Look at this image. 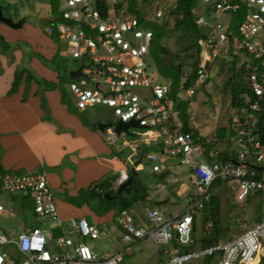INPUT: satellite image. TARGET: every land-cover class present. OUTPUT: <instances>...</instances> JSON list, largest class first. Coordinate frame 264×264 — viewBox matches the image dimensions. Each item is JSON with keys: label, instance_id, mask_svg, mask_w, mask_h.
<instances>
[{"label": "built area", "instance_id": "2783aa9c", "mask_svg": "<svg viewBox=\"0 0 264 264\" xmlns=\"http://www.w3.org/2000/svg\"><path fill=\"white\" fill-rule=\"evenodd\" d=\"M224 1L199 0V6L192 10L194 23L201 31L195 38L198 67L193 86L184 91L191 100L196 88L208 79L211 62L218 57L230 53L245 55L242 65L248 92L243 95L244 107L232 110L228 126L231 135L221 138V143L227 146L224 150L233 158L219 163L206 160L200 143L182 131L181 120L169 99V85L156 84L151 78L146 59L150 56L152 29L139 24L135 18L116 15L117 0H105L107 15L98 10L96 0H58L61 19L57 26L61 42L58 51L68 55L63 58V72L67 74L70 70L67 61L74 60L79 61L77 68L81 67V77L93 73L87 85L79 84L77 78L68 82L69 92L75 99L74 107L80 112L96 109L98 120L109 125L103 132L111 141L116 139L112 123L134 120L145 130L160 132L164 137L162 148L166 151L163 157L160 159L155 153L145 156L152 172L164 171L166 159L188 168L195 200L182 213L170 216L151 209L146 215L150 223L148 230L122 211L117 225L123 246L110 248L99 256L89 243L107 238L109 232L90 224L84 217L69 221L74 235L66 233L55 239L33 226L24 230L17 241H11L0 228V264H121L124 256L131 253V245L143 238L150 239L157 250L168 246L174 233L178 234V245L191 243L192 218L198 211L207 209L212 191H217L219 186L235 183L236 200L241 202L253 192H264V122L258 123L264 107V0H233L236 4L232 9L239 16L242 13L241 21L234 28L235 36L229 22L219 21L223 14L236 17L227 12ZM155 16H162L161 8ZM126 180L127 174L121 173L114 179L113 189ZM0 190L24 192L35 216L40 220L48 218L61 227L62 219L44 172H5L0 175ZM3 210L0 201V212ZM12 249L16 251L14 257ZM263 257L264 218L236 238L204 249L180 252L178 247H173L168 251L166 264H203L205 258H210L209 264H261Z\"/></svg>", "mask_w": 264, "mask_h": 264}, {"label": "crops", "instance_id": "0c3cea01", "mask_svg": "<svg viewBox=\"0 0 264 264\" xmlns=\"http://www.w3.org/2000/svg\"><path fill=\"white\" fill-rule=\"evenodd\" d=\"M44 2L46 10L42 11L41 16L37 15L35 23L24 19L28 11L18 14L19 20L16 21L8 15L9 12L3 14L4 11L0 9V170L14 173L44 172L62 225L57 227L51 223L53 227L50 233L39 225L38 227L55 239L66 233L74 235L69 226L71 219H91L90 223L109 232L107 238L99 240L104 244L103 251L98 249V253L95 252L99 256L110 248L120 249L123 246L117 225L120 212H117L116 205L103 202L114 201L118 195V187L113 189L114 179L121 173L129 176L130 169L134 166L140 186L144 189L142 193L139 191L141 197H134L132 192L126 193L129 186L121 193H124L126 199H131L125 211L138 226L148 230L150 223L146 215L151 209L156 208L162 213L160 207H165L166 211L171 208L170 212H167V216H170L182 213L188 204L194 202L193 188L182 181L186 176L191 182L190 171L176 161L166 159V167L160 174H145L144 168L140 169L138 166L143 161L139 155L147 151L155 154L163 152L160 132L142 129L146 139L127 141L124 136L116 134V139L111 141L97 127L102 122L98 120L96 109L80 112L74 107L75 101L70 102L68 95V84L61 82L54 59L59 44L57 46V42L54 43L49 37L51 0ZM21 65L30 73V79L25 81L24 73L19 86L10 92L14 71ZM63 71H59L62 76L65 75ZM180 93L177 94V99L182 102ZM169 99L176 114L177 111H184L181 102L175 106V102L170 97ZM187 99L190 100L188 97ZM197 115L194 113L187 125L195 130L198 137L208 142L213 138L222 137L221 132L227 136V122L220 125L218 122L216 124L198 118ZM218 130L219 135L215 136ZM177 166L184 170H179ZM178 171L179 174H176ZM93 185H98L99 193L107 192L114 198L98 200L90 197L86 191ZM21 195L16 199L18 207L25 206L26 197ZM177 204L179 209L175 207ZM243 213L242 210L241 216L244 220ZM231 220L240 224L235 217ZM24 225L22 230L31 228L26 226L25 221ZM1 230L3 232V229ZM224 233L222 232L221 236L225 238ZM174 242L176 239H173L172 244L170 242L169 248L157 250L148 238L135 241L131 253L125 255L121 264H124L127 258L129 260L126 264H166L168 251L176 247ZM97 243L93 241L91 245L98 246ZM11 254L14 257L16 251L12 249Z\"/></svg>", "mask_w": 264, "mask_h": 264}, {"label": "rangeland", "instance_id": "374dc122", "mask_svg": "<svg viewBox=\"0 0 264 264\" xmlns=\"http://www.w3.org/2000/svg\"><path fill=\"white\" fill-rule=\"evenodd\" d=\"M164 3V0H159V5ZM45 2L44 0L40 2V0H0V5L2 6L0 9L1 11L9 12L8 15L12 16L13 19L17 21L19 15L18 14H26L27 16L24 17L25 20L34 22L37 21V15L41 16L42 11H45L46 8L44 7ZM163 5V4H162ZM50 15L55 16L53 19V26L55 27L58 23V19H56V15H58L59 11V3L58 0H51L50 2ZM244 10V7H242V11ZM6 15V14H5ZM113 13L110 14L112 16ZM6 18V16H4ZM19 20V19H18ZM232 21L234 23L238 22V19H233L231 15L223 14L220 16L219 21L226 23L229 21ZM210 22H212L211 19H209ZM152 28L155 30V32H163V38L160 40H152L151 47L154 48L156 45L160 48H164L168 51V55L161 56V60L163 64L167 67H172L176 64H182L184 71H187L188 75L192 72V70L195 69V57H196V49L192 46L191 40L192 35L185 33L183 29H175V20L173 18L170 19L169 24L166 28L163 27V23L158 20H152ZM35 23V22H34ZM152 30V31H153ZM61 43V42H59ZM68 56L67 54L61 53L59 51L56 52V55L54 57L56 62V67L60 71L64 68V62L63 58ZM230 58L227 59L226 62L221 63L219 60V63L214 64L212 61L207 73L209 76V79L204 82V84H201L198 88L195 90V94L192 97L191 100H188L187 97L184 95V92L180 93L182 100V105L184 107V111L189 116L188 121H191V118L193 114H198V118H204L209 121H212L217 124V122L221 125L222 122H227V129L229 126V122L231 121V118L233 116L232 110L230 109V94L231 89L233 87V84L235 80L232 82L229 81L230 76L232 74L233 68L230 66ZM246 61V57L244 55H240V60L237 64L234 66L236 67L235 70L237 71L240 66H242L243 62ZM79 62V61H78ZM78 62L77 61H71L68 60L67 63L70 67L69 71H73L78 69ZM147 65H148V71L150 73L151 78L156 84H163L165 83L159 76L157 72V66L152 59L151 56H149L146 59ZM218 62V60H217ZM221 63V64H220ZM58 71V75L60 76V79H62V83L65 84V82L70 81L68 77H63L62 74L60 75ZM93 69H91V72ZM62 73V72H61ZM67 76V74H66ZM93 79V73L91 75H86V78L79 77L76 79L79 84L87 85L89 80ZM239 79V78H237ZM244 84V83H243ZM65 87V85L63 86ZM68 88V86H66ZM69 90V89H68ZM70 93V92H69ZM70 97V102L75 101L74 97L70 94H68ZM115 125V123H112ZM226 126V125H225ZM229 130V129H228ZM219 131L216 132L215 136L219 135ZM225 131V130H224ZM192 132H194L192 130ZM226 132V131H225ZM130 134L128 133H120V135L124 136L127 141L128 140H138V139H146V135L144 134L145 131L139 130V129H130ZM224 136V132H221ZM147 134V133H146ZM227 136L231 135V132H226ZM218 138V137H217ZM213 138L209 140L210 142H216L218 139ZM164 137L162 136V141ZM161 140V139H160ZM159 140V141H160ZM121 141H123L121 139ZM215 147V145L212 147V149ZM220 150L223 151V145H221ZM1 152V147H0ZM166 151L165 149L163 152L158 153V157L161 159L163 157L162 154H164ZM149 154V151L144 152L140 154L139 156L143 158V161L141 164H138L140 169L144 168L145 174H152V165L150 163L147 164V160L145 156ZM206 160H208L206 157H204ZM168 166V165H167ZM166 167V165H165ZM177 168L180 170H184L183 168H180L177 166ZM173 171V170H172ZM174 172V171H173ZM176 174H179V171L176 172ZM186 173L184 172L183 176H185ZM138 178V177H137ZM184 177L182 180L184 183H187V185L191 188H193L191 182ZM236 186L235 183H227L226 185L219 186L217 191L213 190L212 193L218 198V200L215 201V204L218 205L220 208V216L222 218H225V220L229 221L235 217L238 223L236 224V227L233 226L236 231H244L248 228V223L246 222V216H247V207L242 204L241 201L236 200V194L235 191ZM235 191V192H234ZM24 193V192H22ZM22 193H7L5 191L0 190V201L3 204L4 210L0 212V227L3 229V234L8 239H14L17 240L19 235L24 231L23 226L24 221L26 222L27 227H33V226H40L42 229H44L46 232H52L51 229L53 227V224L49 221L48 218H43L42 220L39 219L38 216H35L32 212V206L31 201L28 199L27 196H25V206H17L16 205V199H18L19 195ZM22 196V195H21ZM177 209H179L178 204ZM248 207L253 209V206H250L248 204ZM160 209L164 216H167L170 212L171 208H169L167 211L165 207H160ZM236 208V209H235ZM241 208V209H239ZM264 207H262L263 209ZM234 209V211H233ZM242 210L244 211V220L242 215ZM264 213V210H263ZM234 216L233 215H236ZM91 219H88V222L90 223ZM233 221V220H232ZM244 221V222H243ZM229 223V222H228ZM92 224V223H90ZM65 229H68L67 227H64ZM22 230V231H21ZM242 233V232H241ZM98 242V246L96 244H92L91 247L94 250V252L98 253V249L103 251L104 244L102 241H94V243ZM91 244V243H90ZM170 246V245H169ZM165 248H169L168 246H164ZM132 249V245H131ZM0 253L2 251L0 250ZM125 257V256H124ZM129 258H127L126 264L128 262ZM18 264V263H17ZM261 264H264V257L261 259Z\"/></svg>", "mask_w": 264, "mask_h": 264}, {"label": "trees", "instance_id": "16d2710c", "mask_svg": "<svg viewBox=\"0 0 264 264\" xmlns=\"http://www.w3.org/2000/svg\"><path fill=\"white\" fill-rule=\"evenodd\" d=\"M159 0H117L115 5L116 15L121 17H130L135 18L139 24L148 26L152 30V20H158L163 23V27L166 28L169 24L171 18L175 20V29H183L185 33L192 35V46L195 47V38L201 35V31L196 27L194 21V14L192 12L193 9L199 6V0H164V3L161 6L158 3ZM225 0L224 2H227ZM96 7L99 11H101L102 15H107L108 10L105 9V0H96ZM158 8L162 10V16L157 18L155 16V12ZM51 11H53L51 9ZM55 16H49L48 20V27H49V37L52 39L54 43H59L58 38V24L61 21L60 13L56 15V19H58V23L56 26H53V21ZM242 13L240 16L233 17V19H238V22L234 23L231 20L229 21L228 25L230 27V31L232 35L235 36V25L241 21ZM163 38V32H155L153 30V40H160ZM59 47V46H58ZM244 55L243 53L233 54L230 53L227 56H220L215 60L214 64L224 63L230 58V66L233 68L232 74L230 76L229 81L235 80L233 87L231 89L230 94V109L231 110H238L244 107L243 103V95L248 92L247 83L244 79L245 70L243 65L239 67V69L235 70V64L238 63L240 60V55ZM168 55V51L164 48H160L159 46H155L154 48L151 47L150 56L154 59L158 76L169 85V97L175 102V106L179 104L181 101L177 99V94L180 92H184L188 88L192 87L195 79H196V68L198 67L197 59H195V69L188 75L186 71H184L182 64H176L172 67H167L163 64L161 60V56ZM245 56V55H244ZM218 60V62H217ZM220 63V64H221ZM253 65H257L256 62ZM26 73L25 81L27 78L30 79V73L27 69L23 68V66L16 67L14 71V79L11 85V91H14L18 86L21 77L23 74ZM239 78V79H237ZM209 79V77H208ZM207 79V80H208ZM244 83V84H243ZM182 103V102H181ZM262 112L259 117V124L264 122V107H262ZM177 116L181 120L182 123V131L190 133L194 140L197 143H200L202 146V154L206 157L209 161L223 163L226 161L231 160L233 157L225 150L221 151L220 146L227 148L224 146V143H221L222 137H220L216 142H206L205 139L200 138L197 136V133L192 128H189L187 123L189 116L183 110L177 111ZM230 123V122H229ZM192 130L194 132H192ZM215 147L212 149V147ZM5 173L4 171L0 170V175ZM14 173V172H13ZM15 174H26V173H17ZM220 184V182L216 183ZM143 188L140 186L139 179L137 177L133 178L132 184L126 190L127 192L134 193V197L140 198L141 193L143 192ZM218 200L214 194L211 196L210 204L207 206V209L204 211H198L192 218V227H191V243L187 246H181L177 244V241L173 244L178 247L180 252H190V251H197L200 249H204L206 247H210L212 245H216L223 241L231 240L237 237L241 231H236L233 226L236 227V223L232 220H225L220 216V208L218 205L215 204V201ZM105 204L116 205L117 212L121 213L125 211V209L129 206L131 199L125 198L124 193H120L116 196L114 201H103ZM242 204L245 205L248 209V213L246 216V222L248 223V230L252 226H254L257 222L261 221L264 218V213L262 207H264V192L257 191L250 194ZM253 206V209L251 207ZM108 211V210H107ZM229 222V223H228ZM222 232H225V238L221 236ZM173 240L171 241L172 244ZM170 244V245H171ZM210 258H205L203 264H209Z\"/></svg>", "mask_w": 264, "mask_h": 264}, {"label": "water", "instance_id": "95a60500", "mask_svg": "<svg viewBox=\"0 0 264 264\" xmlns=\"http://www.w3.org/2000/svg\"><path fill=\"white\" fill-rule=\"evenodd\" d=\"M236 4L235 1L233 0H228L227 1V12L230 13V14H233V15H236V16H239V12L232 9V7ZM83 76L82 72H81V67H79L78 69L76 70H73V71H69L67 73V76L66 74L63 76L64 78L65 77H68L70 80L71 79H74V78H78V77H81ZM109 125L107 124H102V123H99L97 125L98 129L100 131H103L105 127H108ZM139 129V130H142L144 129L143 127H141L137 121H134V120H131L129 122H118L114 128H113V131L116 133V134H120V132H125V133H128L129 132V129ZM138 176V173L134 170V166L130 169V175L128 177V179L123 182L121 185L118 186V188L116 189V194H119L123 191H125L127 189L128 186H130L133 182V178L134 177H137ZM97 187L98 185H93L90 189H88L86 192L87 194L90 196V197H94V198H97L98 200H102V199H106V200H110V199H113L114 196H110L109 193L105 192V193H99L97 191ZM178 238V234L177 233H174V239H177Z\"/></svg>", "mask_w": 264, "mask_h": 264}, {"label": "clouds", "instance_id": "9594fccd", "mask_svg": "<svg viewBox=\"0 0 264 264\" xmlns=\"http://www.w3.org/2000/svg\"><path fill=\"white\" fill-rule=\"evenodd\" d=\"M128 177H129V176L127 175V179H128ZM245 231H246V230H245Z\"/></svg>", "mask_w": 264, "mask_h": 264}]
</instances>
